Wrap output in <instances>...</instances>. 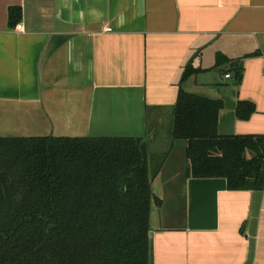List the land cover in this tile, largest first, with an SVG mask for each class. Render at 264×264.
Segmentation results:
<instances>
[{
  "label": "crops",
  "instance_id": "1",
  "mask_svg": "<svg viewBox=\"0 0 264 264\" xmlns=\"http://www.w3.org/2000/svg\"><path fill=\"white\" fill-rule=\"evenodd\" d=\"M190 62L198 72L182 87L223 102L220 135H264V0H0V137L149 142L151 115L172 114ZM182 141L149 149L152 174L162 164L150 264H264V190L187 178Z\"/></svg>",
  "mask_w": 264,
  "mask_h": 264
},
{
  "label": "trees",
  "instance_id": "2",
  "mask_svg": "<svg viewBox=\"0 0 264 264\" xmlns=\"http://www.w3.org/2000/svg\"><path fill=\"white\" fill-rule=\"evenodd\" d=\"M22 19V7L9 9L10 28ZM226 62L218 56L217 66ZM197 72L185 66L172 112L171 136L186 142V177L263 191L264 135H220L223 102L182 87ZM254 111L244 102L237 115L248 120ZM161 167L152 174L146 138L0 137V264H150Z\"/></svg>",
  "mask_w": 264,
  "mask_h": 264
},
{
  "label": "rangeland",
  "instance_id": "3",
  "mask_svg": "<svg viewBox=\"0 0 264 264\" xmlns=\"http://www.w3.org/2000/svg\"><path fill=\"white\" fill-rule=\"evenodd\" d=\"M160 116H162V121H160ZM172 122V114L151 115L149 122L151 128L149 149L150 146L151 149H157L169 145V143L171 144L173 141H175L171 136ZM179 141L183 142L182 140ZM180 220L181 219L179 217L176 219V221Z\"/></svg>",
  "mask_w": 264,
  "mask_h": 264
},
{
  "label": "built area",
  "instance_id": "4",
  "mask_svg": "<svg viewBox=\"0 0 264 264\" xmlns=\"http://www.w3.org/2000/svg\"><path fill=\"white\" fill-rule=\"evenodd\" d=\"M15 30L18 31V32H23V25H22V24H18V25L16 26ZM106 31L110 32V31H112V29H111V28H107ZM225 78H226V79H230V78H231V75H230V74H227V75L225 76Z\"/></svg>",
  "mask_w": 264,
  "mask_h": 264
}]
</instances>
